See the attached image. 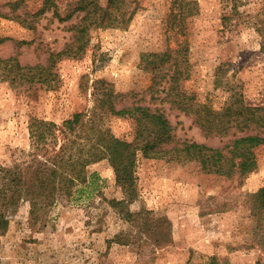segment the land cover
<instances>
[{"label": "rangeland", "instance_id": "374dc122", "mask_svg": "<svg viewBox=\"0 0 264 264\" xmlns=\"http://www.w3.org/2000/svg\"><path fill=\"white\" fill-rule=\"evenodd\" d=\"M77 1L0 0V59L48 65L51 54L73 43V26L83 13L69 21L59 17H66ZM100 1L104 7L108 3ZM172 1L129 0L128 16L133 15L127 28H93L81 57L57 59L54 89L0 82V166L30 149L32 118L60 124L92 108L95 93L111 92L117 110L159 109L178 143L221 148L243 136L235 130L227 137L207 135L197 117L200 111L218 112L237 102L264 108V36L257 30L264 22V0H240L239 14L232 10L237 0H192L197 14L187 19L183 32H165ZM54 5L59 17L53 14ZM164 52H170V60L152 88V65L145 57ZM176 67L183 74L175 87L171 76ZM104 125L121 140L135 138L137 123L131 118L110 116ZM255 154L258 168L244 178L208 174L197 163L139 155L138 197L129 209L148 211L155 231L162 224L166 240L159 246L153 240L143 246L114 243L119 233L134 234L135 229L98 197L89 211L55 207L42 228L27 226L26 213L14 215L0 239V264H209L213 256L219 264H257L264 253L250 195L264 187V146ZM90 171L104 181L100 197L122 199L107 160Z\"/></svg>", "mask_w": 264, "mask_h": 264}, {"label": "trees", "instance_id": "16d2710c", "mask_svg": "<svg viewBox=\"0 0 264 264\" xmlns=\"http://www.w3.org/2000/svg\"><path fill=\"white\" fill-rule=\"evenodd\" d=\"M237 1L232 10L239 14L242 1ZM128 6L129 0H108L105 7L100 0H78L74 9L62 18L54 5L53 14L60 21H69L75 14L83 13L79 23L73 26L71 46L51 54L46 66H22L17 59H0V82L15 87L40 84L54 89L57 80L53 70L57 59L81 57L93 28H127L133 15L128 16ZM196 14V1L173 0L163 28L165 32L168 29L183 32L187 19ZM21 22L26 24V19ZM257 30L264 36V22ZM170 56V52H164L145 57L152 65L149 69L155 82L152 88L158 85L156 80ZM182 74L176 67L171 76L175 87ZM93 96L92 108L75 113L60 124L35 117L29 121L30 149L21 152L10 165L0 166V239L8 231L14 215L26 213L27 226L40 225L42 228L55 207H84L89 211L99 197V202L107 203L122 221L135 229L134 234L119 233L114 243L143 246L142 243L153 240L155 246H159L166 240L161 233L162 224L155 231L156 223L150 219L148 211L134 213L129 209L138 197L139 155L151 160L164 159L167 163H197L203 172L226 178H244L258 168L255 149L264 146V108L237 102L218 112L200 111L198 122L207 135L227 137L232 130L234 134H244L221 148H211L198 143H178L173 126L159 109L131 106L117 110L111 92ZM181 108L188 110V107ZM110 116L131 118L137 123L132 142L117 138L105 127L104 121ZM105 160L114 171L117 189L123 194L120 200L100 197L104 181L98 173L90 171L91 166ZM250 204L257 221L256 235L261 234L259 244L264 253V187L250 195ZM209 264H219L218 258L211 257ZM257 264H264V259Z\"/></svg>", "mask_w": 264, "mask_h": 264}]
</instances>
